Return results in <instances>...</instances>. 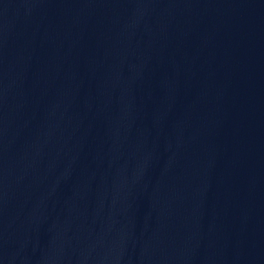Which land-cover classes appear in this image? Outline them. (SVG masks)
Listing matches in <instances>:
<instances>
[{
    "label": "water",
    "instance_id": "1",
    "mask_svg": "<svg viewBox=\"0 0 264 264\" xmlns=\"http://www.w3.org/2000/svg\"><path fill=\"white\" fill-rule=\"evenodd\" d=\"M0 264H264V0H0Z\"/></svg>",
    "mask_w": 264,
    "mask_h": 264
}]
</instances>
